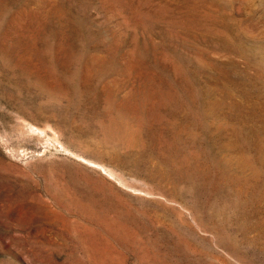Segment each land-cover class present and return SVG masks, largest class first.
Instances as JSON below:
<instances>
[{"label": "rangeland", "instance_id": "374dc122", "mask_svg": "<svg viewBox=\"0 0 264 264\" xmlns=\"http://www.w3.org/2000/svg\"><path fill=\"white\" fill-rule=\"evenodd\" d=\"M263 115L264 0H0V264H264Z\"/></svg>", "mask_w": 264, "mask_h": 264}, {"label": "bare ground", "instance_id": "6f19581e", "mask_svg": "<svg viewBox=\"0 0 264 264\" xmlns=\"http://www.w3.org/2000/svg\"><path fill=\"white\" fill-rule=\"evenodd\" d=\"M187 14V13H186ZM184 15V14H183ZM199 15V14H198ZM188 16V15H187ZM189 17V16H188ZM180 19V18H179ZM153 23V22H152ZM155 23V22H154ZM177 24V22H176ZM199 24V23H198ZM188 25V24H187ZM209 25V24H208ZM205 26V25H204ZM172 27V26H171ZM185 27V25H184ZM175 30V29H174ZM184 30V29H183ZM210 30V29H209ZM165 48V47H164ZM216 66V65H215ZM222 72V71H221ZM183 74V73H182ZM186 74V73H185ZM255 111V110H254ZM264 116V115H263ZM207 122V121H206ZM258 123V122H257ZM240 127V126H239ZM243 127V126H242ZM241 127V128H242ZM220 128V127H219ZM243 129V128H242ZM241 130V129H239ZM238 130V131H239ZM215 131V130H214ZM236 131H237V128H236ZM235 133L237 135L238 132ZM242 132V131H241ZM260 134V133H258ZM241 136V135H240ZM214 137V136H213ZM179 139V138H178ZM246 140V139H245ZM260 141L262 143H264V138H261ZM210 142V140H209ZM236 142V141H234ZM206 143V142H205ZM189 144V143H188ZM211 144V143H210ZM244 141H243V144L238 142V143H235V147L236 149H241L242 147H244ZM209 145V144H208ZM263 145V144H262ZM264 146V145H263ZM261 148V147H260ZM261 151V154H260V157L256 160H253V159H249L245 154H240L241 155V158H240V161L238 162L239 166L238 167H235L234 169L232 168V170H228V166H231L232 164H228L225 162V159L221 158L222 160L221 161H214L213 164L216 166V174L218 175L217 176V180L221 179L223 181H227V183L229 182V184H232L238 191V194L239 195H244L246 196L245 198L248 200L247 201V205L248 204H252L253 201L256 199V198H264V188H261L263 186V182L260 183L262 184V186L260 187L258 184H257V181L259 182L260 181H264V147H262L260 149ZM211 154V153H210ZM216 154V153H215ZM209 157V156H208ZM210 158V157H209ZM208 163V162H207ZM204 165V164H203ZM212 167V166H211ZM243 171H250L251 172V175L249 178H246L244 179L243 176H241V172ZM210 172V171H209ZM248 179V180H247ZM249 181V182H248ZM232 186V187H233ZM225 187V186H224ZM229 186L227 185V188ZM231 187V186H230ZM256 188H259L261 191L257 194L256 192H254V190ZM236 191V192H237ZM237 195V193H236ZM240 197V196H239ZM238 197V198H239ZM237 198V199H238ZM236 199V198H235ZM238 201V200H237ZM237 205V203H236ZM247 205L245 206L244 209L247 208ZM237 207L239 208V206L237 205ZM243 209V210H244ZM251 210V209H250Z\"/></svg>", "mask_w": 264, "mask_h": 264}]
</instances>
